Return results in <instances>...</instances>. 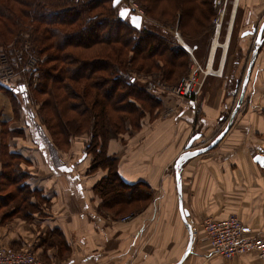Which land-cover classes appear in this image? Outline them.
Returning <instances> with one entry per match:
<instances>
[{
	"label": "crops",
	"instance_id": "obj_1",
	"mask_svg": "<svg viewBox=\"0 0 264 264\" xmlns=\"http://www.w3.org/2000/svg\"><path fill=\"white\" fill-rule=\"evenodd\" d=\"M263 21L264 0H238L223 45L218 39L220 26L214 32L207 58L213 73L208 72L200 103L184 100L178 117L151 126L140 124L126 141L123 136L109 140L107 154L117 159L119 177L127 184L145 183L153 192L143 210L128 213L132 218L127 222L120 221L124 215L100 208L102 200L94 187L108 171L89 172L91 159L81 154L78 139L73 151L56 147L27 103L25 84L20 83L14 94L22 101L18 103L21 117L13 121L12 105L0 104V175L6 163L2 153L14 155V169L25 176L21 185L27 188H17L23 199L0 191V244L31 251L44 264L179 263L190 235L179 209L173 164L195 132L200 138L192 150L210 143L228 125L235 103L225 98L226 91L231 78H237L238 84L241 77L240 71L226 70L233 58L234 25L241 24L239 54L245 55L256 38L246 33ZM219 46L223 49L215 71ZM181 177L182 206L193 233L191 250L181 264H264V258L252 251L233 259L215 255L203 228L205 218L236 215L246 225L248 237L264 239V42L231 127L214 148L185 162Z\"/></svg>",
	"mask_w": 264,
	"mask_h": 264
},
{
	"label": "trees",
	"instance_id": "obj_2",
	"mask_svg": "<svg viewBox=\"0 0 264 264\" xmlns=\"http://www.w3.org/2000/svg\"><path fill=\"white\" fill-rule=\"evenodd\" d=\"M130 1L138 2L146 16L163 27L176 25L189 43L213 32L211 19L217 14L213 0ZM165 33L144 24L136 29L120 18L112 0H0V54L11 47L10 41L22 44L28 38L32 52L46 55L36 66L37 93L46 96L40 115L56 142L59 136L90 133L94 157L89 172L108 171L94 189L102 200L100 208L114 216L139 212L153 197L147 184H127L119 177L117 160L107 154L106 143L125 121L137 125L146 109L160 103L132 78L135 65L156 63L167 80L178 68L179 76L188 69L189 53ZM156 59L163 61L162 67ZM113 114L124 117L116 122ZM12 157L15 161L12 155L3 165L0 191L23 199L17 188H27L21 185L25 176L13 170Z\"/></svg>",
	"mask_w": 264,
	"mask_h": 264
},
{
	"label": "rangeland",
	"instance_id": "obj_3",
	"mask_svg": "<svg viewBox=\"0 0 264 264\" xmlns=\"http://www.w3.org/2000/svg\"><path fill=\"white\" fill-rule=\"evenodd\" d=\"M218 1H219V4L217 6L216 5L214 6V4H212L213 7H215V9L217 10L216 16H214L211 19V24L214 25L213 32H212V30H210L204 36V38L202 37L203 40L201 38L198 39L197 37H195L193 39L192 43H189L188 41H186L185 38H183L181 32L178 30V27L176 25L174 26V28L170 27V29H168L165 26L163 27L164 24L162 25L159 22H157L153 19H150V17L148 18L145 14L144 9L136 1L122 0V2L120 4H118V6H116L117 11H118V15H119L120 8L123 6L128 7L129 9H130V7L131 8L135 7L136 8L135 15H140L143 17L142 24H144L146 27H148L149 29H151L153 31L159 29V30L166 32L165 35H171L172 34L174 39L176 40V43L178 44V46H180V47L184 46L186 49H189L192 52L194 58L198 62L196 60H195L196 62L193 60H190L189 64L187 65L188 69L181 76H179V68H178L176 75H174L169 80L165 79V75H163V72L160 71L159 68L156 67V63H151L149 61H146V63L149 66H147V67L145 66V68L136 63L137 65L134 66L135 71L132 70V78L135 80L136 84L143 86V87H147V89L149 88L150 94L152 96L156 97L157 100L160 101V103H158V106L156 108H154L153 110L146 109L145 116L139 121V123L137 125H133L128 120L125 121V127H120V130L117 131V133H115L116 132L115 130L110 133V134H112L111 135L112 138L123 136L125 138V141H126V138L128 137V135L130 133L139 129L140 124H148L149 123V125L151 126L157 120L158 121L159 120H169V119H174V118L178 117L177 113H179L178 112L179 111V103L183 102L184 100L191 101L190 100L191 98L180 97L179 94L175 93L174 89H175V87H177L181 83L183 78H186L187 76H189L191 74V72H193V71H196V74H195L196 76H198V77L200 76L199 81L202 82V85H201V88H200L199 93L197 95L196 101L195 102L191 101V102L196 104V105H198L197 102L200 103V98L203 95V91L206 88V83H207L206 81H207L208 75H210V74H208V72L213 73V70H211V68H210V71L208 70L207 58H208L209 49H210L211 45L213 44L214 32L217 29V23H220V29H219L220 33L218 34L219 43L221 45H223L225 35L227 34V29L229 27V23L231 20L232 10H233L234 5L237 4L238 0H218ZM212 3H213V1H212ZM223 10H224V12H223ZM237 19H238V21L240 20V12L239 11L237 13ZM215 20L217 21V23ZM239 22L234 25L235 29H234V33H233L232 44L230 46V53H231V56H233V58H231L232 62H231L230 66L228 64L226 66V70L230 69L231 71H234V72H238V71L241 72L240 73L241 77L238 81V84L235 83V80L237 78H234V77L231 78L232 85L229 86L227 88V91H226V97L225 98L234 99V103H235L234 106H236V104L238 102V99H239V96L241 93V86H242L243 80L246 76L247 67L250 63V58L252 55V49L254 46L253 41H252V43L250 44V48L247 49V52L245 53V55L239 54V51H240V45L238 44L239 32H237V30H239L241 28V24L239 25ZM249 36H255V35L250 34ZM10 43L11 44L8 46H11V47H5L6 49L1 50L4 53L0 54V60H1V56H3V55L7 56L8 57V66L13 67V73L14 74L10 77L5 71L1 72V68H3V67H2V64L0 61V92H1L0 93V95H1L0 96V104H2L4 107H5V104H3V102L11 104L12 109L14 111V114L12 117L13 121L18 120L21 117V105L18 103H21L22 101H21L19 96H16L14 94V90L17 89V87L20 85V83L25 84V87H26L27 92H28V102L27 103H29L28 105L30 106L31 109H33L35 116L39 119L40 123L42 125H44L50 139L56 145V147H58L60 150L66 151V152L72 148L71 151H73L76 149V146L73 143L76 141V139H78L79 141H81L80 144L82 145V146L78 145V149L81 150L82 155L84 154V155L88 156L89 159H91L90 164H89V165H91L93 157H94V152H93L94 143L91 141L92 138H91V135L88 131L82 132V133L77 134V135H74L71 133L70 136L67 135V138H65V136L64 137L59 136V140H58V142H56L55 139L52 138V136L50 134V132L52 133V131L48 130L46 124L44 123V119L40 115V112L43 111L41 109V104H42L43 100L46 98V96L45 95L43 96V95L37 93V88L39 86V77H38V73L36 72V68H37L36 63H38L40 58L44 59L46 57V55H44V57H41V56L37 55L36 53L32 52L31 51L32 44L28 38H25V40L22 42V44H17L16 41H10ZM184 47L182 49H185ZM186 49H185V51H186ZM218 49L219 50L217 51V54L215 56L214 66H213L215 71H217V64H218V61L220 60L219 53H221L223 48H222V46H219ZM186 53H188V52L186 51ZM231 56L229 55V57H231ZM244 57H246V58H244ZM31 59L35 60V63L32 66H30V62H31L30 60ZM155 61H157V63L159 64V67H162V65H163L162 60L156 59ZM242 61H244V63ZM233 62H234V64H233ZM33 66H35V67H33ZM34 68H35V70H33ZM213 75L216 76L217 73H214ZM2 80H3V82H2ZM97 110L99 111V109H97ZM0 116H3L2 110H0ZM113 117H114L113 121L118 122L119 120H117L116 118L117 117H124V116L121 114H113ZM226 117H227V119H226ZM228 118H229V114L226 113L224 120H228ZM194 134L198 135L199 133L195 132ZM216 137H214L211 140V142ZM112 138H110L109 140H111ZM199 138L195 141L196 143L199 140ZM6 139H7V137L2 138V142ZM109 140L107 141V143L109 142ZM107 143H106V146H107ZM210 143H206L205 145L203 144V146L199 147L198 149L206 147ZM100 149H101V144H99V146H98L99 151H100ZM2 155H3L2 161L6 162V163L10 162V160H11L10 155L4 156L3 153H2ZM109 156L111 157V155H109ZM12 158H13V170H15L14 169V157H12ZM117 164H118V161H116V166H117ZM174 165L175 164H173V166ZM9 169L10 168H7L8 171H10ZM7 189L9 190V188H7ZM11 189L13 190L12 187L10 188V191H11ZM6 193H9V192H6ZM104 212L107 213L106 210H104ZM127 215H130V214L126 213L124 216H127Z\"/></svg>",
	"mask_w": 264,
	"mask_h": 264
},
{
	"label": "built area",
	"instance_id": "obj_4",
	"mask_svg": "<svg viewBox=\"0 0 264 264\" xmlns=\"http://www.w3.org/2000/svg\"><path fill=\"white\" fill-rule=\"evenodd\" d=\"M213 4L217 6L219 1L213 0ZM135 11V7H130L131 13L135 14ZM218 26H220V23H217V27ZM0 61L3 67L1 68V72L5 71L11 77L14 73L13 67L8 66V57L3 55ZM30 61V66H32L35 60L31 59ZM33 70H35V68ZM195 74L196 71L191 72V74L183 78L181 83L174 89L175 93L179 94L180 97H189L192 102L196 101L202 85V82L199 81L200 76L198 77ZM131 218L132 214L122 217L120 221L127 222L131 220ZM203 228L212 252L217 256H221L225 259H233L252 251L256 252L259 257L264 258V239L248 237L246 225L236 215H229L221 220L205 218L203 221ZM0 264L44 263L31 251H16L0 244Z\"/></svg>",
	"mask_w": 264,
	"mask_h": 264
},
{
	"label": "water",
	"instance_id": "obj_5",
	"mask_svg": "<svg viewBox=\"0 0 264 264\" xmlns=\"http://www.w3.org/2000/svg\"><path fill=\"white\" fill-rule=\"evenodd\" d=\"M113 5L116 7L118 6V4H120L122 2V0H113ZM119 16L122 20H129V22L132 24L133 27H135L136 29H140L142 22H143V17L140 15H135L132 14L130 12V9L128 7H121L119 10ZM263 33H264V21L261 23V26L259 28H253L252 31L246 33V35L248 34H254L256 36L255 38V42H254V46H253V50H252V55H251V60L250 63L247 67V71H246V76L243 80L242 86H241V93L238 99V102L235 106V108L233 109V111L231 112L230 115V119L228 122V125L225 127V129L206 147L200 148V149H195L192 150L193 148V144L194 142L199 138V135H195L194 137H192L190 139V141L188 142V144L185 147L184 152L178 157V159L176 160L175 163V174H176V187H177V193H178V200H179V209L182 215V219L185 222L188 230H189V235H190V239H189V244L187 247L186 252L184 253L181 261L177 264H181L184 259L186 258L187 254L189 253V251L191 250L192 244H193V234H192V230L190 228V226L188 225V223L186 222L187 217H188V213L186 210L183 209L182 206V177H181V171L183 168V164L185 162H187L189 159L196 157L198 155H201L209 150H211L212 148H214L220 141L221 139L224 137V135L227 133V131L229 130V128L231 127L233 120L238 112V110L240 109L244 97H245V91H246V87L249 83L250 80V76L251 73L253 71V67L255 65V61L257 58V55L259 53V49L262 46L263 42H264V37H263ZM260 160H263L262 157H259Z\"/></svg>",
	"mask_w": 264,
	"mask_h": 264
},
{
	"label": "bare ground",
	"instance_id": "obj_6",
	"mask_svg": "<svg viewBox=\"0 0 264 264\" xmlns=\"http://www.w3.org/2000/svg\"><path fill=\"white\" fill-rule=\"evenodd\" d=\"M216 44H217V41H215V45H214V47L216 46Z\"/></svg>",
	"mask_w": 264,
	"mask_h": 264
}]
</instances>
